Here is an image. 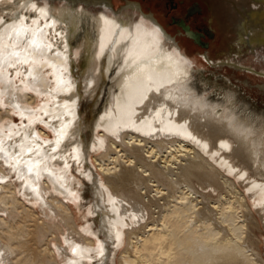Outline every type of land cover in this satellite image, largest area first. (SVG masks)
I'll use <instances>...</instances> for the list:
<instances>
[{
    "label": "bare ground",
    "instance_id": "1",
    "mask_svg": "<svg viewBox=\"0 0 264 264\" xmlns=\"http://www.w3.org/2000/svg\"><path fill=\"white\" fill-rule=\"evenodd\" d=\"M114 1L0 0V264H264V114L199 91L166 25Z\"/></svg>",
    "mask_w": 264,
    "mask_h": 264
},
{
    "label": "rangeland",
    "instance_id": "2",
    "mask_svg": "<svg viewBox=\"0 0 264 264\" xmlns=\"http://www.w3.org/2000/svg\"><path fill=\"white\" fill-rule=\"evenodd\" d=\"M130 1L143 4L146 9L145 12L152 13L159 22L164 26L166 25L165 28L169 33L177 37L182 50L189 55L192 63L197 65V69H201L199 72L197 71L194 81L199 91L210 93L216 99L222 97L221 92L233 90L238 95L239 102L248 106L249 111H258L264 114V88L261 87L264 85L262 81L264 80V50L262 47H258V50L261 51L260 57L254 52L248 51L247 46L243 51H240L241 49L237 44L243 31L242 23L239 21H244V18L236 9L243 12L248 11L251 7L249 0H234L235 4L228 3L227 0H214L212 3L205 0H172L177 3L178 7H173L170 0ZM195 1L199 3L201 10L190 17L186 16L187 7ZM113 4L114 9H119L120 6L127 4V0L114 1ZM181 18H184L186 23H190L191 29L200 30L199 28H201L204 34L203 40L208 41L207 46H202L186 34L183 27L176 22V20L180 21ZM204 54L211 56L210 60L213 65L205 60ZM237 55L240 60L245 61V63L239 62L238 65L242 66L241 68L228 63L229 61H236L234 57ZM79 57L81 61L83 60L81 66L84 67L86 58H83L82 54ZM95 103V100L91 102L85 100V105L82 107L83 114L87 113V116L84 117L85 123H87L86 138H89V130L96 113ZM16 118L20 123L21 119L18 116ZM49 133L52 135V132L49 131ZM88 163L89 166H94L93 155H91ZM95 172L100 175L97 168H95ZM76 174L80 177L78 173ZM84 186L81 202L88 205L92 197L86 182ZM70 204L75 212L79 213L73 202ZM261 238L264 241V235H261ZM261 246L264 253V242ZM116 264H120L118 257Z\"/></svg>",
    "mask_w": 264,
    "mask_h": 264
},
{
    "label": "flooded vegetation",
    "instance_id": "3",
    "mask_svg": "<svg viewBox=\"0 0 264 264\" xmlns=\"http://www.w3.org/2000/svg\"><path fill=\"white\" fill-rule=\"evenodd\" d=\"M206 2H208V1L206 0ZM170 3H172L173 7H178L177 3H175L174 1L170 0ZM178 3H179V1H178ZM196 3H197V1L193 2L191 5H189V7H187L186 16L190 17L191 15H194L197 11L201 10L199 8V3H197V4ZM176 22L179 25H181L183 27V29L186 31V34H188L196 42H199L202 46H207L208 45L207 44L208 41L203 40L204 34H203V31H201V28H199L200 30L191 29L190 23H188V22L186 23L184 18H181L180 21L176 20ZM200 36H202V37H200Z\"/></svg>",
    "mask_w": 264,
    "mask_h": 264
},
{
    "label": "snow or ice",
    "instance_id": "4",
    "mask_svg": "<svg viewBox=\"0 0 264 264\" xmlns=\"http://www.w3.org/2000/svg\"><path fill=\"white\" fill-rule=\"evenodd\" d=\"M122 87H124L128 91H131L134 88V85L132 84V78L131 77H128L126 79L125 84ZM118 99H122V97H120Z\"/></svg>",
    "mask_w": 264,
    "mask_h": 264
}]
</instances>
